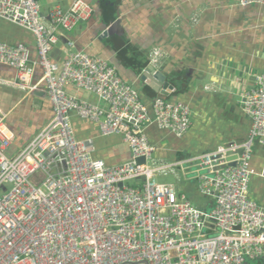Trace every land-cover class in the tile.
<instances>
[{
    "label": "built area",
    "instance_id": "1",
    "mask_svg": "<svg viewBox=\"0 0 264 264\" xmlns=\"http://www.w3.org/2000/svg\"><path fill=\"white\" fill-rule=\"evenodd\" d=\"M238 3L264 6V0ZM92 13L85 0H74L67 9L53 7L46 23L39 1L0 0V20L28 31L37 51L32 61L24 44L0 43V66L16 71L12 81L0 78V86L43 91L53 113L26 146L8 154L15 135L0 111V264H246L260 259L264 208L250 198L249 184L252 177L264 179V164L258 172L249 164L253 148L264 146V72L240 99L250 121L244 141L155 165L146 129L155 125L182 137L190 128L189 106L159 95L149 111L113 66L85 52L68 51L60 64L50 59L59 31L70 32ZM67 47L74 49L73 42ZM160 55L153 51L150 63ZM35 67L42 73L33 83ZM68 86L98 102L68 94ZM72 113L95 123L101 137H121L130 160L107 166L94 159L93 140L74 136ZM175 168L192 175L199 194L213 199L210 210L195 207L175 184L156 181L157 174ZM187 168L194 169L185 173Z\"/></svg>",
    "mask_w": 264,
    "mask_h": 264
},
{
    "label": "crops",
    "instance_id": "2",
    "mask_svg": "<svg viewBox=\"0 0 264 264\" xmlns=\"http://www.w3.org/2000/svg\"><path fill=\"white\" fill-rule=\"evenodd\" d=\"M74 0H40L41 15L49 22L53 7L67 9ZM92 8L91 17L78 23L70 32L59 31L58 41L49 56L62 63L68 51L85 52L103 59L116 69L117 75L139 94L150 111L159 96L139 76L148 64L165 75L173 90L168 101L181 102L191 111L190 128L178 138L150 125L146 135L155 148L153 156L161 164L187 161L217 146L242 142L247 138L250 121L240 107L244 91L253 86L254 77L264 72V6L241 7L238 0H85ZM110 33L104 35V32ZM73 42L74 49H68ZM0 43L24 44L32 61L37 59L33 36L23 28L0 20ZM161 54L150 63L153 51ZM35 67L32 82L41 77ZM13 68L0 66V78L12 81ZM66 92L96 104L95 96L68 86ZM0 111L15 140L8 154L26 146L52 118L47 98L0 86ZM77 140L92 139L93 158L107 166L128 162L127 145L119 136L101 137L98 126L71 114ZM264 164V146L253 148L251 170L258 172ZM189 167V166H188ZM194 168H187L189 173ZM178 189L195 207L207 211L213 207L210 197L199 194L192 175H182ZM249 196L264 208V179L252 177ZM246 264H264V255Z\"/></svg>",
    "mask_w": 264,
    "mask_h": 264
},
{
    "label": "water",
    "instance_id": "3",
    "mask_svg": "<svg viewBox=\"0 0 264 264\" xmlns=\"http://www.w3.org/2000/svg\"><path fill=\"white\" fill-rule=\"evenodd\" d=\"M108 33H110V30L105 31L104 35H107ZM139 82L148 85L154 92L159 93V95L163 97L169 96L171 90H173V86L165 81V75L156 70L151 64H148L143 70L142 74L139 76ZM31 94L45 98V93L40 90H35ZM138 163H143V159H139Z\"/></svg>",
    "mask_w": 264,
    "mask_h": 264
},
{
    "label": "rangeland",
    "instance_id": "4",
    "mask_svg": "<svg viewBox=\"0 0 264 264\" xmlns=\"http://www.w3.org/2000/svg\"><path fill=\"white\" fill-rule=\"evenodd\" d=\"M155 165H161L162 162H158L156 160V154L153 156ZM178 179H182L178 171L175 172H167L165 175L157 174L156 181L159 183H173L178 185Z\"/></svg>",
    "mask_w": 264,
    "mask_h": 264
}]
</instances>
